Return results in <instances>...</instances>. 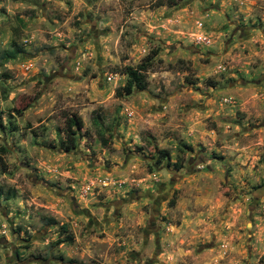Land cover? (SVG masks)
I'll use <instances>...</instances> for the list:
<instances>
[{
	"label": "rangeland",
	"instance_id": "rangeland-1",
	"mask_svg": "<svg viewBox=\"0 0 264 264\" xmlns=\"http://www.w3.org/2000/svg\"><path fill=\"white\" fill-rule=\"evenodd\" d=\"M157 1L0 0V264H264V0Z\"/></svg>",
	"mask_w": 264,
	"mask_h": 264
},
{
	"label": "trees",
	"instance_id": "trees-1",
	"mask_svg": "<svg viewBox=\"0 0 264 264\" xmlns=\"http://www.w3.org/2000/svg\"><path fill=\"white\" fill-rule=\"evenodd\" d=\"M183 0H159L157 1V7L162 6H174ZM24 49L18 45L16 42H11L8 49L0 52V64L14 59L16 56L23 54ZM153 57L143 60L137 68H127L125 69V74L127 75V82L124 87L118 88L116 90V95L123 96L129 95L134 89L144 90L147 86L145 74L152 67ZM80 119L74 117H68L65 119V129H64V148L70 150L76 146V129L80 127ZM163 154V153H162ZM164 157V155H162ZM66 232V229L63 227Z\"/></svg>",
	"mask_w": 264,
	"mask_h": 264
}]
</instances>
